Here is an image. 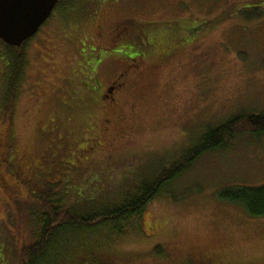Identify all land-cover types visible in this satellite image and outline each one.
<instances>
[{
	"label": "rangeland",
	"instance_id": "1",
	"mask_svg": "<svg viewBox=\"0 0 264 264\" xmlns=\"http://www.w3.org/2000/svg\"><path fill=\"white\" fill-rule=\"evenodd\" d=\"M94 1L65 0L63 11ZM179 1L101 6L100 16L107 21L132 8L134 16L148 20L177 19L178 12L190 10L196 25L208 22L196 40L119 41L125 53L139 41L145 61L127 88L124 100L130 104L122 110L127 127L117 140H112L115 129L104 133L100 125L103 118L115 117L113 111L107 115L97 109V100L92 105L84 94L78 100L68 97L67 87L61 90L63 74L74 77L77 87L80 80L91 82L93 68L83 69L86 78L79 72L82 58L90 64L100 59L98 78L102 86L108 83L119 69L103 50L108 40H60L62 30L52 36L45 24L29 40L11 122L0 127L12 140L8 171L20 181L7 178V187L0 189V264H14L13 235L17 240L25 236V191L36 195L63 184L70 205L113 201L124 188L194 147L209 128L235 115L264 114V0H187L181 11ZM94 25L92 20L84 34L91 35ZM4 56L1 52L0 111ZM100 94L97 90V99ZM140 94L141 110L131 117V97ZM225 143L166 186L146 206L137 227L121 237L96 232L69 242L62 262L264 264V218L250 217L218 197L225 188L264 186V134L226 138ZM156 246L160 253H154Z\"/></svg>",
	"mask_w": 264,
	"mask_h": 264
},
{
	"label": "trees",
	"instance_id": "2",
	"mask_svg": "<svg viewBox=\"0 0 264 264\" xmlns=\"http://www.w3.org/2000/svg\"><path fill=\"white\" fill-rule=\"evenodd\" d=\"M27 42L19 48L2 43L8 70L4 79L0 127L8 128L11 122L25 67L24 49ZM7 128L0 129V189L7 187V178L20 183L14 173L8 171L12 140L5 134ZM245 134L255 138L264 134L263 113L235 115L217 127L209 128L194 147L182 152L171 163L165 161L160 164L139 183L124 188L113 201L91 200L84 204L75 201L77 206L70 205L63 196V184L36 195L25 191L23 201L26 208L21 217V229L25 236L17 240L14 234L12 249L8 246L15 259L14 264H64L62 257L66 255L69 242L96 232L123 236L128 229L138 226L146 206L166 186L186 173L201 156L224 149L226 138ZM218 197L221 201L239 207L250 217L264 218V186L225 188ZM155 252L160 253V247L156 246Z\"/></svg>",
	"mask_w": 264,
	"mask_h": 264
},
{
	"label": "flooded vegetation",
	"instance_id": "3",
	"mask_svg": "<svg viewBox=\"0 0 264 264\" xmlns=\"http://www.w3.org/2000/svg\"><path fill=\"white\" fill-rule=\"evenodd\" d=\"M127 1L128 0H95L93 3L97 2L96 5L92 4L93 6H89L87 4L81 3L76 9H72V7L71 10H68L66 12L63 11V9L65 8V0H57L52 13L44 22V24L49 28L48 33L52 36L57 35L56 30H62L61 34L63 35L60 34V40H82L84 38H86V40H108V45L102 48L103 50L105 49L104 51L110 52L112 56H108L107 58H113L114 61L117 60L119 63L118 71L113 75V77L108 80V83L105 86H102L97 74V69L103 64V62H100V59L98 60L96 58L94 59L96 63L92 62V64H90L87 63V59L84 60L81 56L82 61L78 63L79 72L81 73V76L86 78L88 77V75H86L87 73L84 75L85 70L89 71L86 65L93 68L92 71H89V73H91V82L80 80L78 81L79 84L77 87L76 83H74V77L67 79L66 75L63 74V85L61 86V90L64 87H67L68 91H71V95L68 94V97L75 99L77 98L78 100L81 99V94H84L90 101V104H95L94 99L97 100V104L99 107L97 109H100L102 111H105L106 109L107 115L112 114L110 113V111H113V113L115 114L114 118H103L100 122V125H102L101 132L106 133L110 129H115V137H113L112 140L121 138L123 136L125 128L127 127L124 125L126 118L122 110L125 105H128L130 103L127 100H124L126 96L125 94L131 78L133 79V77L140 72L143 66V62L145 61V53L142 49V46L138 43L139 41L135 42L134 47L132 48H130L129 46L125 47V49H131V52L129 53H125L126 51L121 49L122 45L119 44V41L196 40L197 38H200L199 33L207 29L206 26L208 27V22H205V24L196 25L199 22L196 21L197 18L190 10L188 12H178V14H180V17L177 19L148 20L142 17L138 18L137 16L133 15V13L136 12H133L135 10H133L132 8V10L130 9L131 12H128L124 8V10H119V12L122 14L115 20L108 19L107 21V16L105 18H102L100 16V13L102 12L100 10L102 5L117 9L119 7L121 8L122 3H125ZM182 2H187V0H180L178 2L177 6L180 8V11L182 9ZM189 7L191 9V6ZM76 12H84L86 13V15L84 13L76 15ZM101 19H104V21ZM92 20H95L93 33L91 35H88V33L85 32L84 34L85 30L83 31L82 29H84V27L87 28ZM29 40L27 41L29 42ZM0 46L3 48L1 40ZM1 52L4 53L5 49L3 48L0 53ZM5 57L6 54L4 58ZM99 57L102 58L101 55H99ZM1 62L2 61L0 60V63ZM4 68L5 70L3 69V71L7 73V60L5 62ZM83 69L85 70L83 71ZM152 74H154L153 70ZM154 84L155 82L153 81V83L151 84V86L149 85V87L152 88ZM96 87H98V89H96ZM72 88H74V90ZM150 88L146 90V92H148ZM97 90H101L100 99L96 98ZM143 95H132L131 100L133 104L132 106H130V110L132 112L130 113L131 117L138 116L136 110L139 109V101H141ZM211 262L209 264H212Z\"/></svg>",
	"mask_w": 264,
	"mask_h": 264
},
{
	"label": "water",
	"instance_id": "4",
	"mask_svg": "<svg viewBox=\"0 0 264 264\" xmlns=\"http://www.w3.org/2000/svg\"><path fill=\"white\" fill-rule=\"evenodd\" d=\"M57 0H43V11L37 20L26 28H20L17 21L28 14L32 0H0V40L7 46L19 48L32 38L52 13Z\"/></svg>",
	"mask_w": 264,
	"mask_h": 264
},
{
	"label": "snow or ice",
	"instance_id": "5",
	"mask_svg": "<svg viewBox=\"0 0 264 264\" xmlns=\"http://www.w3.org/2000/svg\"><path fill=\"white\" fill-rule=\"evenodd\" d=\"M42 11H43V0H32L31 11L28 14L22 16L17 21L18 26L23 29L28 28L34 20H37V18L40 16Z\"/></svg>",
	"mask_w": 264,
	"mask_h": 264
}]
</instances>
